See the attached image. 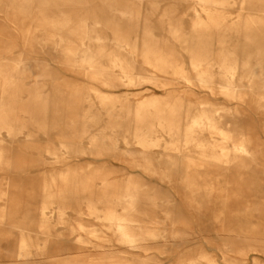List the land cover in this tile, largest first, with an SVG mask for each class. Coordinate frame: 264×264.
<instances>
[{
  "label": "rangeland",
  "instance_id": "obj_1",
  "mask_svg": "<svg viewBox=\"0 0 264 264\" xmlns=\"http://www.w3.org/2000/svg\"><path fill=\"white\" fill-rule=\"evenodd\" d=\"M111 1L140 13L134 50V44L118 48L106 20L114 16L130 27L123 10L103 9V0H62L61 10L43 8L49 19L63 11L80 18L96 11L99 20L90 17L88 27L103 40L86 38L85 44H64L56 30L27 14L23 0H0V110L6 113L0 121V264H264V76L248 70L258 66L251 55H264V41L248 44L245 32L233 30L215 31L211 44H184L164 15L170 11V22L180 24L185 36L194 32L198 15L210 23L208 11L222 17L224 27L242 29L249 20L264 22V0ZM148 15L155 25L166 20L154 28V38L169 43L161 45L175 54L184 76L144 60ZM222 37L227 44H220ZM67 45L76 53L68 56ZM102 45L134 64L141 77L136 84L108 59L111 83L94 78L79 51ZM196 50L209 70L207 81L192 63ZM225 54L235 66L230 91L221 87ZM93 87L117 99L103 101ZM151 97L163 114L170 112V132L156 124L155 106L137 118L138 105ZM200 115L211 122L194 124ZM146 131L148 145L137 135ZM49 147L78 167L47 203L52 165L42 162L55 157ZM54 166L56 178L65 177L59 172L66 162ZM130 175L138 179L130 187L136 193L130 223L156 232L135 248L119 239L115 220L107 217L126 213L120 196ZM45 204L47 219L41 216ZM22 239L29 243L24 255Z\"/></svg>",
  "mask_w": 264,
  "mask_h": 264
},
{
  "label": "bare ground",
  "instance_id": "obj_2",
  "mask_svg": "<svg viewBox=\"0 0 264 264\" xmlns=\"http://www.w3.org/2000/svg\"><path fill=\"white\" fill-rule=\"evenodd\" d=\"M47 1V0H46ZM59 1L62 0H48V3H45V0H23L24 3H26L28 9L27 14L30 15L32 18L34 16H37L40 22V25L43 28H53L60 34V40L64 42V44H73L75 42L76 44H85V39H93L98 41L103 40V37L101 35H94L93 31H96L95 28L90 29L88 27V19L90 17H96L98 13L96 11H93V13H86L83 17H78L77 14L67 13L65 11L61 12L59 16H57L55 19H49L47 17V13L44 11L43 8L49 9L50 7L56 9V11L61 10V6L59 4ZM104 5L103 9H121L123 10V15L126 17L128 25L130 28L125 29L120 24V19H116L113 17L110 18V20H106L105 24L107 26H110L113 33H114V39L116 43L118 44V48L122 47L123 44H134L132 45L133 50L136 49L137 41L135 39L134 42L131 41L132 39V32H137L138 27L140 25V13L137 12L136 7L134 5H124V6H118V4L112 2L111 0H103ZM203 2H209L210 4L222 2L223 0H200ZM35 2L38 3L35 5ZM75 3V0H63L64 4L68 3ZM35 6L38 8L39 12H35L34 8ZM69 7V5H66V8ZM23 8V7H22ZM155 6H152V9H154ZM208 14L210 16V23L207 24V22H204L200 16L198 15L197 18L193 22L194 26V32L190 36H185L182 33V28L179 27L180 24H175L170 22V11H166L164 15L167 16V28L168 30L173 34V36L180 40L184 44H211L210 41L213 39L214 32L217 31V34L220 32H223L224 34L231 33L233 30L245 32V39L248 42V44H263L264 37L262 35V32L264 30V22L263 21H254L249 20L245 23L244 27L242 29L240 27H224L225 26V20L221 17L216 16L213 12H209ZM96 20V22L99 20L98 18H93ZM166 20L162 18L159 20V23L157 25L153 24L150 15L148 17H145L143 21V35H142V44H143V57L144 60L155 66L156 68L162 70V71H169L170 67L172 68L173 72L176 74H180L184 76V71L181 67H178L176 61L177 58L173 52L170 51V48L168 46H164L161 44H169L168 42H163L158 39L154 38V28L157 26L164 27ZM241 29V30H240ZM260 30H262L261 33ZM57 33V34H58ZM227 39L225 37H222L220 39V44H227ZM102 42V41H101ZM103 44V43H101ZM66 54L68 56H71L76 53V50L73 46L67 45L66 47ZM91 47L88 46L86 49H82L79 51L81 53V58L88 63L93 68V76L100 82H102L104 85L109 84L108 78H111L109 67L104 65V59H108L113 64H119L122 67L123 73L126 76V81L130 84H136L138 80H140V76H135L132 69L134 68V64L131 63L118 52H106V49L104 46H100L98 50H91ZM133 52V51H132ZM257 57L259 59V64L256 68H248V70H252L256 74H261L264 76V55L262 53H257L251 55V57ZM248 59L247 63L251 60ZM191 59L192 63L198 67L199 73H200V80L201 81H207V74L209 72L208 69L203 68L201 65V56L199 54V51H191ZM222 73L223 78L225 79V83L221 84V87L225 91H230L233 86L232 80L228 78V75L234 74V68L232 62H230L228 56L222 55ZM251 71V72H252ZM153 78V77H151ZM111 83V82H110ZM94 90H96L101 97L103 101L107 100H114L117 99L116 96L108 94L106 92H103L99 90L96 87H93ZM157 99L155 97H151L149 99H145L140 102V104L137 107V118H139V115L141 112H144L149 106H155L156 109V117L155 122L157 125L161 126L164 129H167L170 132V112L168 114H163L162 108L160 105L155 104ZM204 115V114H203ZM6 119V113L5 108H2L0 110V121H4ZM211 119L208 116H196L193 119V123L196 125H201L204 123H210ZM140 136V142L144 145H148L150 142V139L147 137H151V131L141 132L137 134ZM0 141V157L3 152V146H1ZM48 151L55 155V157H52L51 159H47L45 162L47 165H52L49 172H50V180H48L45 184V193H47L46 202L53 201L56 193V185H59L61 187H66L68 185V177L66 178L67 174H70L71 172L75 171L78 166L75 165V163L68 162L65 158L58 157V151L53 148L49 147ZM57 161H64L67 164V167L63 169V171L59 174L61 177L59 179L56 178V174H58L54 164ZM127 187L123 191V193L120 196V203L124 205V210L126 213L117 214L113 212L107 213V217L110 219L115 220V226H114V232L119 234V239L129 243V245L133 248L139 246V241L143 239L146 235H156V232L153 231V228L151 227H141V226H132L130 223V216L128 215V210H133L136 208V193H133L131 191V186L137 182L138 179H136L134 176H128L125 178ZM62 191V189H60ZM47 208V205L45 204L41 210V216L45 219L48 218V212L45 210ZM58 217H64V212L60 211L58 213ZM132 219V218H131ZM94 232V231H92ZM144 235V236H143ZM29 247V243L22 239L21 241V253L20 255H24V252L27 251V248ZM256 264L258 262H255Z\"/></svg>",
  "mask_w": 264,
  "mask_h": 264
}]
</instances>
